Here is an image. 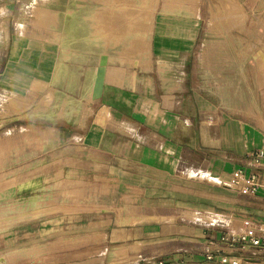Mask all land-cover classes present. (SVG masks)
<instances>
[{
    "label": "crops",
    "instance_id": "0c3cea01",
    "mask_svg": "<svg viewBox=\"0 0 264 264\" xmlns=\"http://www.w3.org/2000/svg\"><path fill=\"white\" fill-rule=\"evenodd\" d=\"M72 1L0 0V94L28 113L46 101L51 137L39 181L59 198L46 209L62 210L45 216L50 232L13 246L43 241L41 264H264L258 250L218 242L264 227V190L244 196L224 186L264 146V24L244 27L237 11L235 25L187 28L159 14L150 70L104 83L103 73L69 91L56 71ZM36 7L52 22L27 24ZM87 60L77 64L98 65ZM70 96L92 98L90 122L78 106L68 114ZM207 251L217 260L206 261Z\"/></svg>",
    "mask_w": 264,
    "mask_h": 264
},
{
    "label": "rangeland",
    "instance_id": "374dc122",
    "mask_svg": "<svg viewBox=\"0 0 264 264\" xmlns=\"http://www.w3.org/2000/svg\"><path fill=\"white\" fill-rule=\"evenodd\" d=\"M144 4L149 5L147 11L140 9ZM37 10L36 7L32 11L33 18L24 20L27 24L52 22ZM259 10L262 14L264 0L72 1L62 21V51L56 80L64 83L69 91L76 89L78 84L85 91L86 84L92 83L103 73L104 83L108 75H115L116 79L119 74L135 75L140 70H150L149 62L146 63V58H150L148 45L156 30L155 17L159 14H165L169 22L173 19L177 22L185 21L187 28L197 22L204 29L209 25H235L236 19L233 16L241 12L243 15L238 22L248 28L259 24V20L261 25L264 24L262 17L254 18ZM53 22L55 23V19ZM86 33L90 34V40L82 38ZM74 37H79V41L69 43L68 48L63 46L65 41ZM91 54L98 57V65L77 64L84 62L87 57L90 63ZM81 79H85L83 88ZM80 98L66 97L63 105L69 109L68 114H71L70 109L74 112L73 109L78 106V112H83L85 120L90 122L89 101L92 98H82L83 106ZM19 101L18 98L6 94L2 97L0 94V139L3 140V145L0 146V264H41L39 256L43 252V241L37 243L34 239L30 242L26 240L19 243L20 248L17 249L18 244L13 246L11 239L34 234L43 237L51 228L44 226L48 215L62 210L54 209V206L46 209L50 198L55 202L59 198L58 195L45 193L43 183L39 181L43 174L44 146L46 139L51 137V132L46 130L49 125L44 122L43 110L47 103L39 98L35 103L37 107L34 109L32 105V112L28 113V106L16 103ZM52 101L54 102V98ZM70 118L71 116L69 121ZM56 221L54 219L52 223ZM107 262L105 264H116Z\"/></svg>",
    "mask_w": 264,
    "mask_h": 264
},
{
    "label": "built area",
    "instance_id": "2783aa9c",
    "mask_svg": "<svg viewBox=\"0 0 264 264\" xmlns=\"http://www.w3.org/2000/svg\"><path fill=\"white\" fill-rule=\"evenodd\" d=\"M224 186L244 196L255 195L258 191L264 190V146L260 150L249 152L244 158L243 166L230 173ZM218 242L228 243L230 248L235 247L238 250L252 248L264 253V227L258 232L252 230L237 235L221 236ZM208 245L212 246L213 243L209 242ZM205 260L212 262L217 259L213 253L207 251ZM218 261L222 264L228 263L226 258Z\"/></svg>",
    "mask_w": 264,
    "mask_h": 264
},
{
    "label": "bare ground",
    "instance_id": "6f19581e",
    "mask_svg": "<svg viewBox=\"0 0 264 264\" xmlns=\"http://www.w3.org/2000/svg\"><path fill=\"white\" fill-rule=\"evenodd\" d=\"M231 1H232V2H235V0H234V1L231 0ZM228 3H230V2H228ZM148 6H149V5H148ZM148 6H147V4H144V7H143V8H140V7H139V8H140L141 10H144V11L146 10V11H147V10L149 9V8L147 9ZM139 8H138V9H139ZM226 10H229V9L226 8ZM136 12H137V11H136ZM141 13H142V12H141ZM139 14H140V13H139ZM240 14H241V12H240ZM82 38H84V40H88V39L90 40V34H89V33H88V34L86 33ZM79 39H80L79 37H74L73 39H69V40H67V41H65V42L63 43V46L68 48V47H70V44H73V43L78 42ZM69 43H70V44H69ZM189 215H190V214H189ZM187 218H188V217H187ZM193 218H194V216H193Z\"/></svg>",
    "mask_w": 264,
    "mask_h": 264
}]
</instances>
